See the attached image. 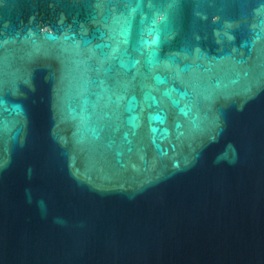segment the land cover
Returning a JSON list of instances; mask_svg holds the SVG:
<instances>
[{
	"label": "water",
	"instance_id": "water-1",
	"mask_svg": "<svg viewBox=\"0 0 264 264\" xmlns=\"http://www.w3.org/2000/svg\"><path fill=\"white\" fill-rule=\"evenodd\" d=\"M0 264H264V0H0Z\"/></svg>",
	"mask_w": 264,
	"mask_h": 264
}]
</instances>
